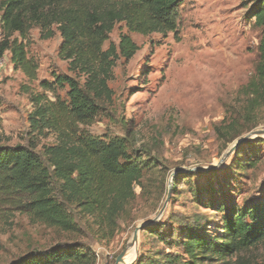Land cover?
Segmentation results:
<instances>
[{
	"label": "rangeland",
	"instance_id": "rangeland-1",
	"mask_svg": "<svg viewBox=\"0 0 264 264\" xmlns=\"http://www.w3.org/2000/svg\"><path fill=\"white\" fill-rule=\"evenodd\" d=\"M249 3L184 0L176 12L175 33L129 34L138 51L128 61H116L108 82L111 99L96 100L97 116L90 125L79 128L103 140L126 139L130 155L147 164L140 187L134 188L135 198L117 218L112 234L107 231L105 235L91 217L77 209L69 211L76 232H63L13 213L7 221H0V264H9L32 250L74 243L93 253L95 264H115L122 253L118 264H136L145 253L178 252L165 248L145 229L138 233L135 252L129 247L134 230L156 218L166 200L156 222L163 225V232L170 230L171 217L182 221L204 215L207 234L220 216L209 206L210 188L216 192L213 200L226 207L264 201V135L252 137L219 163L244 136L264 130L262 110L253 129L227 142L246 126L241 113L243 98L238 92L254 75L258 62L260 32L247 19ZM51 32L52 36L44 39L45 34L32 28L25 43L27 56L38 65L36 80L14 69L8 53L0 67V146L28 147L42 159L46 148L69 143L73 137L63 126L56 130L41 123L36 129L31 127L32 96L43 94L40 82H53L57 75L83 83V77L69 71L68 62L59 56V32L54 27ZM126 33L123 24L115 25L103 48L117 45L119 36ZM67 92L64 85L45 95L50 101L67 102ZM233 119L238 120L236 127L219 137L216 128ZM217 164L208 172L176 173ZM198 193L206 198L204 206L196 203ZM174 230L180 228L175 225ZM240 256L248 264H262L264 246Z\"/></svg>",
	"mask_w": 264,
	"mask_h": 264
},
{
	"label": "trees",
	"instance_id": "trees-1",
	"mask_svg": "<svg viewBox=\"0 0 264 264\" xmlns=\"http://www.w3.org/2000/svg\"><path fill=\"white\" fill-rule=\"evenodd\" d=\"M183 3L184 0H0V59L8 53L14 69L36 80L38 65L26 52L29 31L38 28L48 39L54 27L61 38L60 58L68 62L69 71L83 77L82 84L61 75L55 76L53 82L42 81L39 87L43 94L31 98V127L36 129L41 123L56 130L63 126L71 133V142L46 148L44 159L28 147L0 146V221L19 213L35 223L76 232L69 211L77 209L91 217L103 235L107 231L112 234L117 218L135 198L134 188L140 187L147 164L130 155L126 139L103 140L79 127L90 125L97 116L96 100L111 99L108 82L116 61H128L138 51L129 34L175 33L176 12ZM249 4L247 19L260 32L258 62L254 75L238 92L243 98L241 113L246 126L232 134L228 143L253 129L264 110V0H250ZM117 24H123L127 33L119 36L117 45L110 43L104 49ZM64 85L68 87L67 102L50 101L45 95ZM237 122L233 119L217 127V135L234 129ZM208 191L213 200L216 192L212 188ZM196 196V203L204 206L206 198L202 193ZM212 200L209 206L220 216L210 233L205 232L204 215L182 221L171 217L173 224L168 232L155 223L145 232L155 235L165 248L173 247L178 252L145 253L136 264H248L240 254L264 246V201L226 207ZM175 225L180 230L175 231ZM95 263L93 253L74 243L32 250L9 264Z\"/></svg>",
	"mask_w": 264,
	"mask_h": 264
},
{
	"label": "water",
	"instance_id": "water-1",
	"mask_svg": "<svg viewBox=\"0 0 264 264\" xmlns=\"http://www.w3.org/2000/svg\"><path fill=\"white\" fill-rule=\"evenodd\" d=\"M257 135H264V130H259V131H255V132H251L250 134L244 136L240 141H238L234 146H232V148H230L224 155L223 157L221 158L220 162H223L225 159H227L242 143L244 142H247L249 139H251L252 137L254 136H257ZM219 164H217V166H213V167H198V168H195V169H191V170H177L176 173H185V172H188V173H191V172H205V171H211V170H214L216 167H218ZM169 195V194H168ZM166 203H167V200H166ZM166 203L164 204L163 208L161 209V211L159 212V214L156 216V218H154L153 220H150L149 222L137 227L134 232H133V235H132V238H131V242L129 244V247H132V246H135L137 245V236H138V233L149 227V226H152L153 224H155L159 218L161 217L164 209H165V205ZM125 253H122L120 254L117 259L115 260V264H118L119 262H121L122 260V257L124 256ZM136 256H137V251H136Z\"/></svg>",
	"mask_w": 264,
	"mask_h": 264
},
{
	"label": "built area",
	"instance_id": "built-area-1",
	"mask_svg": "<svg viewBox=\"0 0 264 264\" xmlns=\"http://www.w3.org/2000/svg\"><path fill=\"white\" fill-rule=\"evenodd\" d=\"M3 63H4V58H1L0 59V67L3 66Z\"/></svg>",
	"mask_w": 264,
	"mask_h": 264
},
{
	"label": "bare ground",
	"instance_id": "bare-ground-1",
	"mask_svg": "<svg viewBox=\"0 0 264 264\" xmlns=\"http://www.w3.org/2000/svg\"><path fill=\"white\" fill-rule=\"evenodd\" d=\"M132 248H133V252H135L136 247L135 246H132Z\"/></svg>",
	"mask_w": 264,
	"mask_h": 264
}]
</instances>
